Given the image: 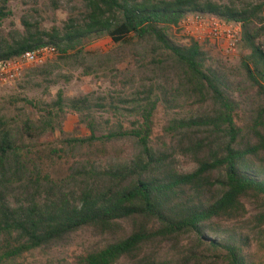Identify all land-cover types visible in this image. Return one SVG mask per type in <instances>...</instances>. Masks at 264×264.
Here are the masks:
<instances>
[{
    "label": "trees",
    "instance_id": "obj_1",
    "mask_svg": "<svg viewBox=\"0 0 264 264\" xmlns=\"http://www.w3.org/2000/svg\"><path fill=\"white\" fill-rule=\"evenodd\" d=\"M4 3L0 2V17L5 16ZM83 3L81 24L69 21L59 34L45 35L46 42L27 33L11 43H0V61L45 44L67 59L106 37L115 45L135 42L150 48L146 70L151 78L162 77L166 89L160 88L156 97L157 91L145 86L133 107L140 121L132 129L118 127L104 137L132 141L136 155L114 168L87 172L92 181H84L76 192L32 172L12 126L0 117V264L84 229L112 241L79 257L80 264H254L252 245L264 248V1L246 8L211 0ZM190 14H210L240 26L237 48L243 52L239 63L248 87L241 95L255 100L247 106L249 116L241 127L235 118L242 105L229 96L223 73L207 64L202 45L191 41L178 47L167 36ZM168 76L174 77L175 89ZM181 96L200 108L210 106L208 114L171 127L186 142L185 155L195 164L191 172L176 169L175 160L150 142L157 104ZM54 106L81 115L91 104L87 96L62 100L58 95ZM42 113V122L22 123L20 130L27 138L54 130L53 109ZM88 128L91 136L81 143L97 140L94 127ZM15 193L19 199L10 201ZM249 211L252 216L246 219ZM184 235L190 240L180 247L178 239ZM165 244H171L169 255H163Z\"/></svg>",
    "mask_w": 264,
    "mask_h": 264
},
{
    "label": "rangeland",
    "instance_id": "obj_2",
    "mask_svg": "<svg viewBox=\"0 0 264 264\" xmlns=\"http://www.w3.org/2000/svg\"><path fill=\"white\" fill-rule=\"evenodd\" d=\"M158 1V0H157ZM171 1V0H166ZM220 5L246 8L264 0H211ZM4 3V17H0V43H11L27 33L39 35L59 34L71 20L81 24L84 20L83 0H0ZM169 40L178 47L191 43L182 33L180 24L167 33ZM202 45V44H201ZM202 51L208 55L207 64L219 72L229 82V96L239 103L235 123L241 127L249 116L247 106L254 104L250 96H242L248 89L243 79L239 58L241 47L234 53L224 54L209 43H204ZM81 54L71 53L67 59L56 55L46 64L30 67L10 86L0 88V117L12 126L16 144L29 169L41 177L46 176L55 184H61L67 191L76 192L92 179L86 173L102 172L129 162L137 153L134 143L125 138L106 140L108 134L122 129H132L140 121L135 102L139 101L144 87L156 90L165 88L162 77L151 78L146 70L151 49L145 44L115 45L108 38L84 48ZM171 89L177 83L168 76ZM171 90H168L166 95ZM79 99L89 97L90 110L81 115L71 114L66 107L61 111L54 106L58 99ZM161 95V94H160ZM162 96H160V99ZM163 101V100H162ZM64 103V102H63ZM34 105V107H33ZM53 109L54 130L35 139L27 138L22 132V123L29 120L40 123L42 111ZM210 106L202 108L187 97L159 102L152 115L151 146L174 159L175 167L181 172L195 169L193 160L185 155L180 132L171 130L175 122L197 119L208 114ZM94 127L97 140L81 143L91 136L88 125ZM182 142V143H181ZM84 181H86L84 183ZM96 184L100 180H95ZM13 194L10 201H17ZM21 199V198H20ZM252 213L247 215L250 219ZM179 246L189 243V236H181ZM111 237L101 236L92 229H84L64 241L50 247L23 254L15 259L2 260L1 264H80L79 257L101 248L111 242ZM263 250L252 245L250 254L254 264L263 263ZM2 251H0V254ZM171 254V244L163 246V255Z\"/></svg>",
    "mask_w": 264,
    "mask_h": 264
},
{
    "label": "built area",
    "instance_id": "obj_3",
    "mask_svg": "<svg viewBox=\"0 0 264 264\" xmlns=\"http://www.w3.org/2000/svg\"><path fill=\"white\" fill-rule=\"evenodd\" d=\"M179 24L184 36L200 45L213 44L224 54L234 53L237 49L241 33L237 24L228 23L210 14H190ZM56 55L55 47L45 44L34 51L0 61V88L12 85L24 70L42 66ZM262 264H264V251Z\"/></svg>",
    "mask_w": 264,
    "mask_h": 264
}]
</instances>
